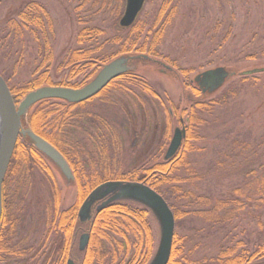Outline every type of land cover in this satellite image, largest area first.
<instances>
[{
    "label": "trees",
    "instance_id": "obj_1",
    "mask_svg": "<svg viewBox=\"0 0 264 264\" xmlns=\"http://www.w3.org/2000/svg\"><path fill=\"white\" fill-rule=\"evenodd\" d=\"M177 9L173 0H165L152 24L142 17L128 28L116 23L119 31L124 30L127 35L123 40L121 36L125 33L110 38L120 45L112 55L95 54L97 48L92 45L100 43L101 29L84 26L78 33V42L88 44V49H77L70 62L64 61L66 68H71L70 72H76L77 76L91 70L77 84L68 80L54 84L48 76L52 50L46 29L49 15L43 4L34 1L22 4L17 17L6 21L15 37L23 36L31 27V30L36 28V37L40 39L42 59L36 68L42 67L43 72L33 81L21 88L14 87L0 70L17 104L30 91L43 85L82 87L97 75L100 63L103 66L115 56L135 50L150 56L142 60L146 62L144 66L154 62L153 56L179 69L184 78L181 83L190 91L183 92L187 106L182 110L173 106L172 99V112L163 105L167 113L164 126L159 119L152 118L145 99L147 96L159 99V88L146 77L129 71L82 102L45 99L34 104L22 124L47 139L64 155L74 175L71 183L77 187V201L63 207L62 187L54 172L56 165L28 136L21 134L3 184L0 264H67L69 258L78 264H148L155 249V234L151 211L146 206L119 200L101 211L94 208L91 220L85 223L79 220L80 205L106 180L144 182L168 202L176 221L168 264H264V213L254 214L258 201L262 204L260 208L264 206V127L253 139L246 134L247 137L232 138L231 146L220 144L206 149L207 145H200V140L208 139L211 129L228 123L234 127L233 120L245 117V110L239 109L248 101L242 98L245 92H251L256 98L264 94V80L260 82L262 77L258 76L264 73V67L251 73L227 67L231 74L225 84L214 93H204L190 78L194 68H181L176 59L162 54L160 49L161 39L176 17ZM147 26L145 37L148 40L147 36L153 35L152 41L139 43ZM259 52L264 56V47ZM259 52L246 57L257 58ZM137 88L140 94L133 91ZM119 90L133 91L134 99L138 96L144 103L129 117L132 125L137 122L130 131L135 141L129 150L126 147L129 132L124 119L129 112L116 98V94L123 93ZM121 109L126 111L125 115H119ZM172 113L180 123L181 117L186 118L187 135L177 154L164 160L174 128ZM141 126L140 133L136 128ZM232 129L225 131L224 139ZM78 132L86 136L80 138L76 136ZM127 158L130 162L125 161ZM37 169L45 173L41 186L35 183ZM239 178H242L240 183ZM40 188L49 192L47 198L43 192L40 196ZM244 214L254 217L253 222L259 225L256 238L239 237L234 233L238 226L245 224ZM187 222L191 223L190 233L183 236L179 230L186 227ZM82 231L90 233L85 250H80L78 245Z\"/></svg>",
    "mask_w": 264,
    "mask_h": 264
},
{
    "label": "rangeland",
    "instance_id": "obj_2",
    "mask_svg": "<svg viewBox=\"0 0 264 264\" xmlns=\"http://www.w3.org/2000/svg\"><path fill=\"white\" fill-rule=\"evenodd\" d=\"M31 1L43 4L49 15L46 29L50 39L52 57L48 61L49 70L47 73L54 84H60L63 80H68L71 84H77L90 74L91 70L88 69L86 73L77 76V73L70 72L71 68H66L65 64L67 63H64L65 60L71 61V55L75 50L83 47L88 49V44L80 45L78 42V33L84 26L101 29L102 33H98L100 43L92 45L93 48H97L95 54L112 55L119 50V43L110 41V38H113L112 36L118 33H125L124 30L120 32L119 27L115 24H120V20L125 13L126 0H0V70L9 78L12 86L21 88L38 77L40 72H43L42 67L36 68L42 59L39 51L40 41L38 40L40 39L35 34L36 28L31 30V27H29V30L26 29L23 36L17 35L15 37L14 32L6 24L8 19L17 17V10L22 4ZM173 1L178 7L177 15L168 26L164 39H161L163 43L160 49L162 54H169L176 59L181 68L193 67L194 69L190 72L192 80L196 74L218 66L232 67L242 71L264 67V56H260L259 52L264 47V0ZM163 2L165 0H146L140 12L141 15L139 14L137 18L142 17L148 24H152ZM147 29L148 26L145 32H143L139 43L141 41L151 43L153 35H148V40H146ZM126 35L127 32L123 36L120 35L122 40L126 39ZM257 52H259V57L247 59V55ZM124 55L135 57L130 59L128 63V66L131 67L129 72L138 73L146 77L159 88V99L153 96H147L145 99L148 100L152 118L154 120L159 119L162 126H164L167 120V113H165L163 105L168 107L169 110H173V106L179 108V110L187 106V100L184 98L183 95L185 94L183 92H189L190 89L183 87L181 82L184 78L181 76L179 69L173 68L169 63L163 62V60L161 61V59L153 56L151 57L154 62L144 66L143 63L146 62H142V60L150 58V56L136 50L131 51V53L123 52L112 58V60ZM100 64L99 71L105 65L100 66ZM258 76L262 77L260 81L262 82L264 80V73ZM133 91L137 94L141 93L139 88ZM133 91L131 93L130 91H121L123 93H120V96L116 94L119 104L125 105L129 112L127 113L123 109L119 111V115L123 113L125 115L126 112V115L123 116L125 117L126 129L129 132L125 131L126 134L128 133L126 135L128 138L126 142L128 150L134 145L135 141V135L134 133L131 135L130 131L137 124L135 122L132 125L129 117L135 114L137 108L144 106L141 98L137 96L134 99ZM242 98H248L247 103L244 104L246 107L242 106L239 108L240 110H245V117L240 120L238 118L233 120L234 127L228 123V125H221L217 129H211L208 132V139L200 140V145H207L206 149L214 148L220 144L231 146L232 138H243V136L248 135L253 139L254 136H257L263 130L264 94L260 98H256L252 96L251 92H245ZM171 99L176 106H172ZM172 114H174L172 122L174 126L172 131L173 136L175 128L181 127V123L175 118V113ZM180 119L185 124L186 118L181 117ZM136 129L140 133L142 132V126ZM231 129L232 132L227 133V137L224 139L223 135L226 133L225 131ZM76 136L83 138L86 136V133L78 132ZM156 141L158 142L157 138ZM47 159L52 162L48 157ZM129 159L127 158L125 161L130 162ZM163 159L165 160V158ZM202 159L204 157H201ZM56 168L57 170L54 172L58 183L62 187V205L63 207H69L77 201V187L71 181H68L66 175L58 166ZM44 175L45 173L41 169H37L34 173L37 186H41L44 183ZM241 181L242 178L237 179V182L240 183ZM42 192L46 193L45 198H47L49 192L40 188V196H42ZM259 206H262V204L258 201L254 207V214L264 213V206L261 207L262 209ZM150 217L154 226L155 249L149 262L155 255L160 240L158 220L152 212ZM243 217H246L243 222L245 224L238 226L234 233L239 237L256 238L259 225L253 222L255 218L247 215ZM190 227L191 223L187 222L186 227L179 230V234L183 236L189 234ZM83 233L82 231L79 234L78 239H80ZM249 246L252 247V245ZM75 264H78V262Z\"/></svg>",
    "mask_w": 264,
    "mask_h": 264
},
{
    "label": "water",
    "instance_id": "obj_3",
    "mask_svg": "<svg viewBox=\"0 0 264 264\" xmlns=\"http://www.w3.org/2000/svg\"><path fill=\"white\" fill-rule=\"evenodd\" d=\"M146 0H126L125 13L120 25H133ZM146 57V56H145ZM133 56H120L105 64L97 75L86 85L74 88L67 86H42L29 92L19 104L16 103L11 88L0 73V221L3 214V184L13 158L19 136H28L34 146L47 156L66 175L68 181L74 179L72 169L64 155L47 139L25 128L22 120L31 107L45 99H61L77 103L87 100L99 93L111 80L131 69L128 66ZM260 68L246 73L258 72ZM231 71L224 66L204 70L195 75L193 81L204 93H214L230 77ZM187 130L184 121L176 127L165 152V160L173 158L186 138ZM128 200L146 206L157 218L160 226V240L156 253L149 264H168L175 234V216L165 198L141 181L107 180L95 187L79 209V220L83 223L91 220L92 212L100 211L109 204ZM90 241V233L84 232L79 239V249L85 250ZM67 264H75L69 259Z\"/></svg>",
    "mask_w": 264,
    "mask_h": 264
},
{
    "label": "flooded vegetation",
    "instance_id": "obj_4",
    "mask_svg": "<svg viewBox=\"0 0 264 264\" xmlns=\"http://www.w3.org/2000/svg\"><path fill=\"white\" fill-rule=\"evenodd\" d=\"M16 145H17V144H16ZM8 170H9V169H8ZM79 209H80V208H79ZM78 245H79V244H78ZM69 259H70V258H69ZM69 259H68V260H69ZM67 263H68V261H67Z\"/></svg>",
    "mask_w": 264,
    "mask_h": 264
}]
</instances>
